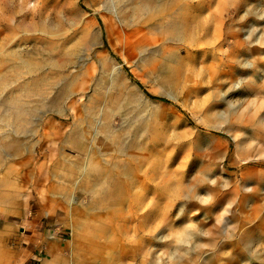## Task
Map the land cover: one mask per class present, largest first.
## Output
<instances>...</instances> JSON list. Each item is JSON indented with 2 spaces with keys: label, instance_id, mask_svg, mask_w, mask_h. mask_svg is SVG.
<instances>
[{
  "label": "rangeland",
  "instance_id": "obj_1",
  "mask_svg": "<svg viewBox=\"0 0 264 264\" xmlns=\"http://www.w3.org/2000/svg\"><path fill=\"white\" fill-rule=\"evenodd\" d=\"M0 264H264V0H0Z\"/></svg>",
  "mask_w": 264,
  "mask_h": 264
},
{
  "label": "bare ground",
  "instance_id": "obj_2",
  "mask_svg": "<svg viewBox=\"0 0 264 264\" xmlns=\"http://www.w3.org/2000/svg\"><path fill=\"white\" fill-rule=\"evenodd\" d=\"M107 1H108V0H107ZM126 4H127V1H124V6H125ZM124 6H123V7H124ZM123 7H121V8H123ZM116 10H117V9H116ZM136 47H137L139 50L142 51V47H141L140 45H137ZM137 59H139V57H138L137 55H135V57L133 58V60H137ZM117 81H118V80H117ZM117 81H116V82H117ZM96 172H97V173L100 172V173L102 174V171H96Z\"/></svg>",
  "mask_w": 264,
  "mask_h": 264
},
{
  "label": "crops",
  "instance_id": "obj_3",
  "mask_svg": "<svg viewBox=\"0 0 264 264\" xmlns=\"http://www.w3.org/2000/svg\"><path fill=\"white\" fill-rule=\"evenodd\" d=\"M57 241L62 243L64 240H62V239L60 238V239H58Z\"/></svg>",
  "mask_w": 264,
  "mask_h": 264
}]
</instances>
